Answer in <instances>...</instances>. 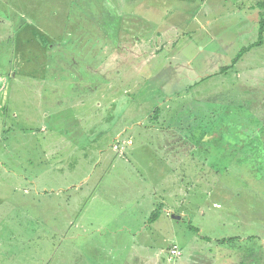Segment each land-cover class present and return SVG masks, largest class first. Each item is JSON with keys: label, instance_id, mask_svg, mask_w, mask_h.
<instances>
[{"label": "rangeland", "instance_id": "374dc122", "mask_svg": "<svg viewBox=\"0 0 264 264\" xmlns=\"http://www.w3.org/2000/svg\"><path fill=\"white\" fill-rule=\"evenodd\" d=\"M112 5L0 0V264H264V29L153 47Z\"/></svg>", "mask_w": 264, "mask_h": 264}, {"label": "crops", "instance_id": "0c3cea01", "mask_svg": "<svg viewBox=\"0 0 264 264\" xmlns=\"http://www.w3.org/2000/svg\"><path fill=\"white\" fill-rule=\"evenodd\" d=\"M180 1L128 0V12L125 14L127 16H124L121 13L120 7L115 5L111 6V11H116L117 15L113 16L112 13L114 12L110 13V15L114 20L122 18V25L126 27V40L128 43L131 42V39L133 41L140 39L156 47L159 40L162 41L164 39V36L174 35L175 37H180V35L193 33L189 29H193L194 27L195 30H198L195 34L199 36L207 35L213 40L215 33H218L217 30L221 28L224 30V36H222L221 41L223 43L221 48L213 52H226L232 47L235 48L234 44H242V41L247 42L252 40V42L245 46L241 45L239 50L235 48L238 56L241 50L247 46L249 48L253 47L254 43L258 40L260 34L259 30L256 33V25L258 26L261 14L264 15V11L260 10V8L264 9V7H260L264 3V0H200L202 5L198 4L199 0H183L182 4H178ZM140 4L142 5L140 6ZM152 5L157 7L158 10H153L157 11V13L152 12V9H155ZM174 6L175 11H172ZM255 15H258V20ZM221 19L227 21L225 26L219 24V20ZM256 36L257 40L254 42L253 38ZM120 38H117L118 42ZM230 43H233V45H229ZM168 58L174 60V56L172 55L168 56ZM172 62L174 63V61ZM185 64H188L191 68L192 64L190 60L185 61ZM172 68L174 71L173 77L176 74L177 68L176 66ZM156 74L162 76L163 72H156ZM153 77H156V75ZM167 119L171 118L168 117ZM166 133L168 135L176 134L174 131Z\"/></svg>", "mask_w": 264, "mask_h": 264}, {"label": "trees", "instance_id": "16d2710c", "mask_svg": "<svg viewBox=\"0 0 264 264\" xmlns=\"http://www.w3.org/2000/svg\"><path fill=\"white\" fill-rule=\"evenodd\" d=\"M260 7H264V3L263 4H261L260 5ZM263 29H264V22H262L261 24H260V29H259V34H261L262 33V31H263ZM257 46H259V45H257ZM249 50V47L248 48H245V49H243V50H241L240 52H239V54L238 55H240L242 52H244V51H248ZM238 57V56H237ZM234 60H235V62H234V64H236V60H238L237 58L235 59L234 58ZM155 78L156 77H153L152 78V80H155ZM174 79V78H173ZM178 79L179 78H177V77H175V81L176 82H178ZM199 82H195V83H192L190 86H189V89H192L194 86H196L197 84H198ZM188 86V85H187ZM186 86V87H187ZM188 90V89H187ZM185 91V90H184ZM180 92H182V91H180ZM180 92H176V93H174L175 95H179L180 94ZM154 112V117H156L157 115H158V110H154L153 111ZM165 117H167V116H165ZM164 117V118H165ZM166 121H167V123H168V126L167 127H169V128H171V129H175L176 128V126H173V125H171V123H173L172 122V120L171 119H166ZM174 131V130H173ZM172 131V132H173ZM250 140V138L249 137H245V138H243V136H241V134L239 133L236 137H235V144H239V142H241L242 140ZM260 147V146H259ZM264 157V153H263V150L262 151H259V152H256L255 153V155H254V157L252 156L251 158L253 159V163H254V167H255V169L256 168H258V166H264V163H262V158ZM261 160V161H260ZM260 161V162H259ZM263 162H264V160H263ZM258 163H260V164H258ZM262 170H264V169H262ZM255 171H257L258 172V169H256ZM261 180H262V176H261ZM75 187V186H74ZM73 187V188H74ZM75 189H76V187H75ZM159 216H160V214H159V211H155V212H153V213H151V216L148 218V220H147V226H151L154 222H156L157 220H158V218H159ZM0 220L1 221H3V219L0 217ZM24 229H26V228H24ZM25 232V231H24ZM112 257H113V255H111ZM111 257V258H112ZM95 260H96V262L97 263H99L98 261H97V257H95L94 258ZM92 261H90V263H91ZM93 263V262H92ZM87 264V263H86Z\"/></svg>", "mask_w": 264, "mask_h": 264}, {"label": "water", "instance_id": "95a60500", "mask_svg": "<svg viewBox=\"0 0 264 264\" xmlns=\"http://www.w3.org/2000/svg\"><path fill=\"white\" fill-rule=\"evenodd\" d=\"M179 218H180V216L177 217V219H179Z\"/></svg>", "mask_w": 264, "mask_h": 264}]
</instances>
